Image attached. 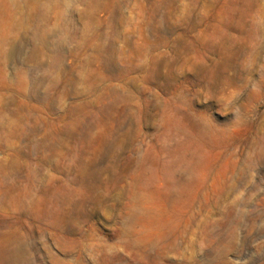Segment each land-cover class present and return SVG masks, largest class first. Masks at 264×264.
Instances as JSON below:
<instances>
[{
	"label": "rangeland",
	"instance_id": "1",
	"mask_svg": "<svg viewBox=\"0 0 264 264\" xmlns=\"http://www.w3.org/2000/svg\"><path fill=\"white\" fill-rule=\"evenodd\" d=\"M0 264H264V0H0Z\"/></svg>",
	"mask_w": 264,
	"mask_h": 264
}]
</instances>
